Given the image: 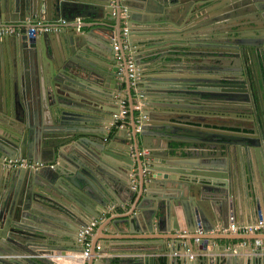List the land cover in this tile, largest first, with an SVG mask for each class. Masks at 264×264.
Returning <instances> with one entry per match:
<instances>
[{
  "label": "water",
  "instance_id": "1",
  "mask_svg": "<svg viewBox=\"0 0 264 264\" xmlns=\"http://www.w3.org/2000/svg\"><path fill=\"white\" fill-rule=\"evenodd\" d=\"M34 18L66 23L0 36V264L71 259L91 222L124 236L70 264L117 240L119 264H264L242 245L257 237L224 231L264 221V0H0V21ZM125 38L123 69L130 52L151 73L129 128L113 123L133 91L113 49ZM110 206L124 215L103 225Z\"/></svg>",
  "mask_w": 264,
  "mask_h": 264
},
{
  "label": "built area",
  "instance_id": "2",
  "mask_svg": "<svg viewBox=\"0 0 264 264\" xmlns=\"http://www.w3.org/2000/svg\"><path fill=\"white\" fill-rule=\"evenodd\" d=\"M27 23L28 25L0 21V36H11V35H21V34L34 35L36 33L57 30L59 26L66 23V21L64 19H59L56 21H46L39 18H34L31 20V22H27ZM122 34L126 37L127 31L125 27L123 28ZM113 49L115 50V59L120 64V68L118 69L117 72L119 80L123 79L122 74L124 70H126L127 76L130 79V85L133 88V91L137 94L138 77L140 71L139 66L136 64V62L133 60V58L130 55L127 56V60L125 62L126 69H123L121 65L123 63L121 62L122 55L120 54L119 49L129 50L126 38L122 42V46L115 41L113 43ZM133 108L134 110L139 111L141 109V103L137 101L136 103L133 104ZM127 114H128V103L126 99L123 98L120 101V111L118 113L113 114V123L116 124L119 123V121L124 119ZM6 164L12 167H23V168H29V167L38 168L48 165L44 162L34 161L28 158H10L6 160ZM49 166L52 167L51 164H49ZM94 225L95 223L91 222V224H89L86 228H84L82 231L78 233V241L84 247L83 251L79 253V256H81L82 258H86L89 255L90 245H89L88 237L91 234ZM227 229L225 230L223 229V230L235 232V233L256 232L259 230H262L264 232V221L261 219L260 220L257 219L252 224L230 223ZM195 231L200 233L202 231L201 227L195 229ZM254 242L256 246L264 245V242H262L261 239H255ZM96 247L99 248L100 245L97 244ZM190 257L192 258V255H190Z\"/></svg>",
  "mask_w": 264,
  "mask_h": 264
},
{
  "label": "crops",
  "instance_id": "3",
  "mask_svg": "<svg viewBox=\"0 0 264 264\" xmlns=\"http://www.w3.org/2000/svg\"><path fill=\"white\" fill-rule=\"evenodd\" d=\"M84 21L89 22L90 20L87 19V20H84ZM150 41H149V43H150ZM138 45L139 46H145L144 44H140V43ZM128 55L131 56L130 52L128 53ZM140 66H142V64H140ZM147 71H148V73H147ZM140 72L143 73V75H150L151 74V73H149L148 68H145V69L141 68ZM128 87H129V85L128 84L125 85V83H124L123 86H122V89L119 91L121 99L125 98L127 103H128V114L126 115V117L124 119L120 120L118 124H120L122 127L125 126L126 128H129L130 124L132 123V121H131V118H132L131 116L132 115H131V113H129V105L131 104V99H132L131 96L133 97V102L134 103H136L137 101L139 102L138 95L134 91H132L131 94L129 95ZM137 112L139 113L140 111H137ZM208 130H210V128H208ZM189 153L190 152H185V153L183 152L182 155L175 157L174 161H177L179 163L180 162L183 163V162H187L189 159H192V162H190V163H196L198 161L197 158L194 157V156H190ZM177 167H179V166H177ZM122 215H124V212L121 210L120 207L116 208L115 206H110L109 215L107 216V218L103 217L101 219V220H103V223H101V224L104 225V223L106 221L110 220L111 217L122 216ZM243 221L244 222H242V220H241V223H247V220H243ZM249 223H251V222H249ZM97 224L98 223H96L94 225L93 230H92L91 234L88 237L89 245H90L91 241H93V239L98 238V237L109 236V235L110 236L111 235L118 236V237L124 236V234H119V233H116V234H110L109 233L108 234V233L105 232V229L102 227V225L100 227H97L98 226ZM110 225H111L110 228H113V225L112 224H110ZM233 233H235V232H233ZM242 234H246L249 237L255 236V237H257V239H261L262 242H264V232L262 230H259V231H256V232H245V233H242ZM255 239H247L244 242H242V245L243 246H253L254 247L256 245L255 242H254ZM101 241L102 240H99L98 243L101 242ZM122 243H126V242L125 241H121V240L120 241H118V240L117 241H109L108 244L105 247V251L104 252H102V253L95 252V254L93 256H94L96 264H103V263L98 261V258H102V257H111V258H113V264H116V263L119 264L118 261L121 259V257H123L124 255H129L127 253H116L115 252L116 249L119 247V244H122ZM189 248H190V251H188L186 253V258L191 259L190 255H192V258H193L192 260L195 261L197 256L200 253H199L198 250L192 249L191 247H189ZM261 248L264 249V245H262ZM245 252L247 253L248 251H245ZM73 255H74L73 258L68 259V260H65V259L60 258V257L52 258V259L54 261V264H70L72 262L82 263V262L85 261V258H82L81 256H79V253H76V254H73ZM161 258H163V257L161 256ZM91 261H92V258H91ZM90 264H91V262H90Z\"/></svg>",
  "mask_w": 264,
  "mask_h": 264
},
{
  "label": "flooded vegetation",
  "instance_id": "4",
  "mask_svg": "<svg viewBox=\"0 0 264 264\" xmlns=\"http://www.w3.org/2000/svg\"><path fill=\"white\" fill-rule=\"evenodd\" d=\"M242 79H243V77L239 76V77L237 78V80H236L234 83H235V84H238ZM242 82H243V85H245L244 87H246V89L249 90V88H248V83L244 82V80H242ZM239 85H240V83H239ZM237 87H239V86H237ZM244 87H239V88L244 89ZM9 159H10V158H9ZM5 164H6V163H5ZM6 165H7V164H6ZM7 166H8V165H7ZM9 167H12V166H9Z\"/></svg>",
  "mask_w": 264,
  "mask_h": 264
}]
</instances>
